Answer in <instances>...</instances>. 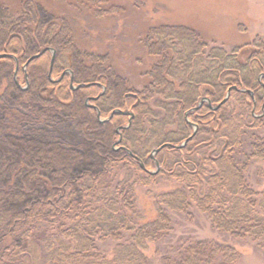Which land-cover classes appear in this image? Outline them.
Masks as SVG:
<instances>
[{
  "label": "trees",
  "instance_id": "trees-1",
  "mask_svg": "<svg viewBox=\"0 0 264 264\" xmlns=\"http://www.w3.org/2000/svg\"><path fill=\"white\" fill-rule=\"evenodd\" d=\"M30 1L53 19L40 29L47 50L29 64L49 67L50 57L43 59L48 44L55 49V75L67 66L91 69L84 79L88 83L79 89L97 97L92 102L101 115L118 111L107 120L101 137L90 120H81L79 126L94 149L95 144L119 139L121 151L99 155V165L92 170L86 139L62 150H68L64 161L40 156V145L32 140L16 145L24 153L7 144L6 138L23 134L22 123L45 116L34 95L47 105L59 95L68 96L69 87H64L73 79L66 74L43 86L45 100L38 90L20 93L17 101L30 105L25 114L0 100L3 114L15 118L10 124L0 120V264H236L241 254L233 244H248L264 255V187L254 188L247 176L252 162L264 163V39L229 49L181 24L149 27L141 34L131 29V39H145L147 47L139 58L117 63L100 57L109 50L101 41L89 43L85 31L94 21L99 25L106 20L120 33L125 28L120 6L109 0H59L62 11L56 13L55 0ZM25 2L0 0V8L6 9L0 16L5 36L0 53L7 55L0 64L14 66L17 61L21 67L27 53L26 46L19 49L20 42L23 45L24 37L35 40V20L25 17ZM125 43L123 47H131ZM153 45L160 47L157 53H152ZM69 53L79 60L69 61ZM22 78L26 82V74ZM115 87L123 90L119 96L113 93ZM228 88L226 101L210 108ZM203 97L209 104L194 109ZM123 124L127 127L120 128L118 136L114 129ZM161 145L154 154L159 169L149 173L154 164L150 151ZM256 172L264 176L262 168ZM163 178L173 180L175 187L152 194L148 214L137 202L135 186ZM193 210L203 214L220 237L175 236L174 215L188 218ZM148 243L155 244L153 257L143 252Z\"/></svg>",
  "mask_w": 264,
  "mask_h": 264
},
{
  "label": "rangeland",
  "instance_id": "rangeland-1",
  "mask_svg": "<svg viewBox=\"0 0 264 264\" xmlns=\"http://www.w3.org/2000/svg\"><path fill=\"white\" fill-rule=\"evenodd\" d=\"M25 1L26 2L23 3L24 11H26L27 13V16L25 15V17L29 19L33 17V19L35 20V22H33L35 24V26H33L35 28V40H33V38L31 40L27 37H24L23 45L20 42L19 49H21L22 51V47L24 48V46H26V51L24 50V52L27 53V56H25L27 59L24 63H22L21 67L18 66L17 61L15 62L14 66L12 65V63L8 65L5 64V61L4 63L0 64V93L2 94V99L0 100L8 106H13L17 108L18 112L25 114L27 111L29 112L30 105H26L23 102L17 101V96H19L20 93H32L33 91L38 90V92H40V99L45 100V94L41 91H43V86H45V84H48V80L51 82H56L59 81L64 76V74H66L69 76L70 79H73V82H71V80H68L69 82H66L65 84L64 88H67V86L69 87L68 96L60 97L59 95V98L55 97L51 105H47L45 101L42 100V104H40L38 102L40 100H38L34 95V97L32 98L33 101H36L38 105H40V108H43V110L40 109V112H42L45 116L40 118L39 121L22 123L21 129L23 131V134L21 136H16V138L8 137L6 138V141L7 144H11V146H13L11 148L15 149V152L21 150V152L24 153L25 149H19L21 147H17L16 145H18L22 140H32L34 141V145H40V150L37 149V151H40V156H46L47 154H50L53 155L54 159L64 161L68 158V150L65 152L62 150L66 148L70 149L69 147L74 146L77 142L82 141V139H86L85 133H83L81 127L79 126V122H81V120L86 122L91 121L92 123L97 125L99 130L102 132L100 133L101 137V135L105 133L108 127L107 120H109V116L113 111L111 113L108 112L105 116L101 115L98 110V107L95 106V104L92 102V100L96 99L97 97L91 98L90 96H87V94H89L87 90L75 88L79 84L88 83L85 82L87 79H84L88 78L87 76L91 72V69H81L77 66H67L59 75H55L56 73L52 72L53 62L55 59V49L52 45L50 46L47 44L48 53H46V56H43V59H45V57H50V63L48 68L46 67V69H42L40 67H37V65L32 66L29 64L32 59L41 54L42 50L45 49L43 52L47 50L46 48H43L46 46L43 45L44 43L42 42V37H40V29L45 23H47L50 19L53 18L51 17V14H48V12L45 11L44 8L39 4L34 5L35 3L31 2L30 0ZM90 1H94L95 4L98 3L97 1L104 2V0ZM109 1L111 5H117L122 8V21L123 25H125V28H123L122 31L119 33L118 30H114V28H111V25H108L111 23L110 21L105 20L99 25H93V23L95 22L94 21L89 25V29L91 30H86L85 32L91 36L89 38V43H99V41H101L102 43L99 44L109 50L108 53L102 49L103 52H101L100 57L106 58L107 60H111L113 62L117 61V63H129V60H131L133 56H138L139 58V55H141L144 50L143 47H147L145 39H141L139 40V42H137L138 39L134 41L133 38L131 39V29L134 32L137 31V33L141 34V32L145 28L149 27H158L160 25L165 24H181L183 26H187L191 29L196 30L201 35V37L207 42H216L215 44H222L224 45V47L229 49L238 44L243 45L244 43H250L256 39H264V0ZM58 3L61 4L59 0H55L52 5L55 10L54 12L56 13L62 11L61 9H58ZM5 13L6 9H4L3 7L2 9L0 8V16ZM79 14L80 13H77V15ZM27 23L30 24L32 23V21L28 20ZM90 31H94V36L90 34ZM153 31L154 29L151 30V32ZM2 32L4 31L0 30V44L3 41L5 42V36ZM34 42H38V44L41 45L35 46ZM125 42L127 44H130L131 47L127 48L126 45L125 46L127 49L123 47L122 45H124ZM12 43L14 45L16 44L14 42ZM78 43L82 44L80 41H78ZM37 47H39L40 52H36ZM151 48L153 50L152 53H157L160 49V47H157L156 45L151 46ZM0 55H5V57L7 56L4 53H0ZM10 55V57L16 60L15 54L12 53ZM0 58H4V56ZM67 58L69 61L73 62L74 60H79L78 55H76L75 53H69ZM135 59H137V57ZM40 60L38 61L39 63ZM46 60V64H48L49 61L48 59ZM63 72L65 73L63 74ZM138 72L139 70L136 69V73ZM25 74L27 76V79L26 82H23L24 79L22 78V76H24ZM16 76L20 79V81L17 80ZM120 82L122 81L120 80L116 83L119 85ZM94 90H90L92 91L91 94ZM103 91L104 89L102 90V92ZM122 91L123 90H121V88L119 87H115L113 89V93L117 96H119ZM198 103L197 106H201L202 103L200 105ZM43 105H47L50 107L46 108L43 107ZM1 106L2 105L0 104V120L2 119L3 122L8 124H10L12 120L13 123V119L15 118L11 115L6 116L5 113L3 114ZM58 106L63 108L57 109ZM210 107L212 106L210 105ZM31 108L33 110L34 106L31 105ZM92 108L96 110V115L92 114ZM121 113L123 114L126 112L121 111ZM255 114L257 115V113ZM123 126L126 125L123 124ZM121 127H116L114 129L115 133H117L118 136L119 129ZM194 127L195 125H192L191 132H194ZM87 138L89 140V137ZM88 140V155L89 158L92 159V162L91 164H89L88 167H90V169L92 170H95L99 165V155L105 153L117 155L121 151L119 139H116L113 144H107L106 142L104 144H95V149L91 141V137L90 140ZM42 145H44L43 148ZM45 145H48V148ZM155 148L157 147H154L153 149ZM56 149H59L60 151L64 152V156H62V154H60ZM79 152V150H76L77 154ZM149 157L151 158V160H153L152 162H154V164L149 167L148 171L149 173H155L159 169L158 160L154 157V154L152 155V157L149 154ZM143 167L144 166L142 164L141 168ZM260 168H262V170L264 171V163L252 162L248 167L247 171L248 182L251 186L256 189H261L264 187V176L256 172ZM174 187L175 182L169 179L158 180L157 183L149 185L136 184L135 192L137 195V202L140 207H142L143 211H147V213L149 214L151 213V209L149 210V208H151L152 201L151 195L161 191L170 190ZM192 212L193 214H191L188 218L180 214L174 215L175 227L173 233L175 236H190L196 239L220 237V235L211 227L208 220L203 214L195 212L194 210ZM233 245L235 246L236 250H238L241 254V258L236 264H264V255L261 254L260 251L254 250L248 244ZM154 249L155 244L148 243L147 248L143 252L147 256L153 257Z\"/></svg>",
  "mask_w": 264,
  "mask_h": 264
},
{
  "label": "water",
  "instance_id": "water-1",
  "mask_svg": "<svg viewBox=\"0 0 264 264\" xmlns=\"http://www.w3.org/2000/svg\"><path fill=\"white\" fill-rule=\"evenodd\" d=\"M45 50V49H44ZM44 50H42L41 51V53L44 51ZM2 56H5V55H0V57H2ZM35 56H37V55H35ZM34 57V56H33ZM33 57H31V58H33ZM65 72H63V74H64ZM62 74V75H63ZM61 75V76H62ZM84 84H79V85H77L75 88L76 89H78V88H80L81 86H83ZM232 88H235V87H232ZM229 92H230V88H228L227 89V92H226V95L224 96V98L216 105V106H214V107H210V108H212V109H216V108H218L222 103H224L225 101H226V99L228 98V95H229ZM203 101H207L208 102V104H209V100L207 99V98H201L200 99V101H199V105L203 102ZM196 108H198V106H196L194 109H196ZM115 111H118V110H115ZM115 111H113L111 114H110V116H109V118L112 116V114L115 112ZM123 114H126V113H123ZM130 114V116H132V114L131 113H129ZM127 127V125L126 126H122L121 128H126ZM195 130H196V126L194 127V132H195ZM193 132V133H194ZM190 138V137H189ZM189 138H187L182 144H180L178 147H181V146H183L187 141H188V139ZM163 146H165V145H161V146H159V147H157V148H155V149H153L152 151H151V153H150V156L152 157V155L153 154H155L156 152H158ZM129 154H130V152L129 151H127ZM140 166L142 167V164L140 163Z\"/></svg>",
  "mask_w": 264,
  "mask_h": 264
},
{
  "label": "bare ground",
  "instance_id": "bare-ground-1",
  "mask_svg": "<svg viewBox=\"0 0 264 264\" xmlns=\"http://www.w3.org/2000/svg\"><path fill=\"white\" fill-rule=\"evenodd\" d=\"M193 126H194V124H193ZM196 126V125H195Z\"/></svg>",
  "mask_w": 264,
  "mask_h": 264
},
{
  "label": "flooded vegetation",
  "instance_id": "flooded-vegetation-1",
  "mask_svg": "<svg viewBox=\"0 0 264 264\" xmlns=\"http://www.w3.org/2000/svg\"><path fill=\"white\" fill-rule=\"evenodd\" d=\"M52 58H53V55H52Z\"/></svg>",
  "mask_w": 264,
  "mask_h": 264
}]
</instances>
